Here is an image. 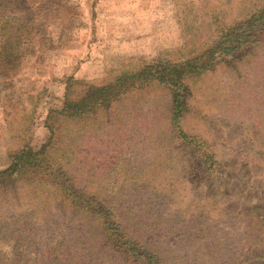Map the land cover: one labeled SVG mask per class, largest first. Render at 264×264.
<instances>
[{"label": "rangeland", "instance_id": "1", "mask_svg": "<svg viewBox=\"0 0 264 264\" xmlns=\"http://www.w3.org/2000/svg\"><path fill=\"white\" fill-rule=\"evenodd\" d=\"M261 2L70 0L74 10L42 14L32 53L0 79V164L46 142L45 117L62 107L67 82L80 96L81 85L156 58H192L218 26ZM255 38L186 82L192 113L181 126L212 153L208 170L176 139L169 92L156 84L61 126L56 155L67 152L70 182L97 195L123 239L147 245L159 264H264V221L253 216L264 211V31ZM54 190L24 182L0 190V264H142L113 253L100 223Z\"/></svg>", "mask_w": 264, "mask_h": 264}, {"label": "trees", "instance_id": "2", "mask_svg": "<svg viewBox=\"0 0 264 264\" xmlns=\"http://www.w3.org/2000/svg\"><path fill=\"white\" fill-rule=\"evenodd\" d=\"M70 9H75L70 5V0H0V79H4L9 70L13 72L12 75H16L23 59L30 55L32 45L39 35L37 19L47 12L57 11L64 14ZM216 31L211 45L192 58L181 62L156 58L138 70L119 74L112 82L81 85L84 89L80 96H74L73 86L76 82L71 83L69 79L62 107L49 110L45 117L44 128L48 133L46 142L39 148L22 147L2 158L0 190L4 192L8 188L14 189L17 182H24L29 186L44 185L53 191L56 189L63 201L72 204L74 211L93 217L100 223L108 242L107 247L113 253L120 254L123 258L132 256V259L142 264H159L147 245L142 244L141 249L136 250L134 246L138 244H132L133 240L126 237L123 239V230L112 221L114 216L110 209L102 204L103 201L97 195L86 193L70 182L63 163L67 160V152L56 155L57 145L61 140L59 133L63 124L82 119L100 107H109L111 103L126 96L130 90L133 92L142 85L156 84L169 92V122L176 139L200 155L206 170L210 169L215 161L205 142L189 135L181 126L184 118L192 113L187 104L190 93L186 82L210 73L219 61L231 58L245 47L258 45L255 37L264 31V0L250 11L245 20L229 26L220 25ZM0 85L1 90H4V85ZM253 216L261 222L264 221L262 208H253Z\"/></svg>", "mask_w": 264, "mask_h": 264}]
</instances>
